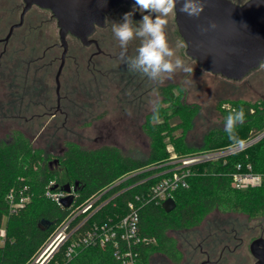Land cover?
<instances>
[{
	"label": "trees",
	"instance_id": "obj_1",
	"mask_svg": "<svg viewBox=\"0 0 264 264\" xmlns=\"http://www.w3.org/2000/svg\"><path fill=\"white\" fill-rule=\"evenodd\" d=\"M35 52L34 49L31 56L35 58L34 64L43 62L44 59L37 60L42 54L36 55ZM5 55L7 53L1 59L0 71L6 61ZM182 89L179 84L160 87L161 99L153 114H150L144 123V127L152 136L151 151L146 159L126 155L114 145L86 149L68 140L59 160L51 163L45 151L35 148L19 131L8 141L0 143V225L9 212L10 192L15 191L17 195L23 192L29 196L25 205L17 212L9 214L7 218L5 242L0 246V264H25L44 243L55 225L71 211L70 207H63L48 197V188L62 190L69 183L74 188L75 205L81 204L122 175L149 164L165 162L170 156L164 141L165 131L173 135L177 130H182L180 135L173 136L175 149L179 153L228 146L255 138L264 132V98L254 101L230 99L232 106L222 109L226 118L241 108L244 111V121L235 125L232 138L225 128L211 130L205 135L202 148H188L185 136L189 131L194 106L184 103ZM224 100L228 98L221 99V102ZM172 106L173 112L167 114ZM160 115L166 119L152 121V117ZM172 115H177L179 122L171 124L168 119ZM238 163H251L254 171L264 175V136L226 159L196 165L199 173L190 178V186L180 188L174 193L177 206L173 210L168 212L162 203L154 201L141 208V233L152 239L141 247L143 264H151L155 253L163 254L174 264H180L185 254L178 239L170 235V231L182 234L201 225L214 211L241 212L247 214L250 219H264V184L243 190L236 189L231 184L230 174ZM151 174L152 171L136 174L127 183L114 187L110 194L117 192L115 197L91 216L88 224L103 221L110 216L126 214L128 202L156 181V178H150ZM145 178V181L137 183ZM52 180L55 183L50 185ZM43 218L55 220V223L49 229L42 230L39 222ZM219 224L221 227L215 224L214 231L212 230L204 243H201L202 247H208L203 248L201 252L208 254L212 264L222 261V251L227 248L223 243L232 239V236L227 235L228 230L223 227L225 223ZM231 231L235 232L236 226H233ZM220 233H223L221 238L218 237ZM70 264L121 263L115 257L113 246L108 245L105 248L87 247Z\"/></svg>",
	"mask_w": 264,
	"mask_h": 264
},
{
	"label": "rangeland",
	"instance_id": "obj_2",
	"mask_svg": "<svg viewBox=\"0 0 264 264\" xmlns=\"http://www.w3.org/2000/svg\"><path fill=\"white\" fill-rule=\"evenodd\" d=\"M245 1L235 0L237 3ZM23 3V0H0V37L8 33L13 22L19 21ZM167 19L170 25L168 43L175 53L172 59H182L185 66L190 67L192 71L178 69L171 78L165 75L162 82H157L156 85L155 81L148 79L146 106L133 112L118 100L121 94L119 90L126 88L125 81H120L118 77H112L114 79L111 81L98 75L99 79H104V83L100 82L98 88L112 91L103 103L94 106L95 100L87 90H93L97 86L91 82V75L85 68L81 74L76 72L73 59L68 60L69 66L63 71L57 90L56 73L62 53V48L58 46L47 53L43 62L28 64L33 48L36 55H41L47 45L60 43L59 27L51 12L37 6L32 7L26 14L25 24L16 29L10 38L6 61L0 71V143L8 141L19 131L35 148L43 149L50 161L59 160L68 140L86 149L114 145L126 155L146 159L151 151L152 136L144 127V122L153 114L161 99L160 85L169 81L178 82L183 88L182 100L185 104L194 106L192 121L185 136L186 146L191 149L202 148L205 135L209 131L225 128L226 117L222 109L232 106L230 99L254 101L264 98V64L239 81L206 71L187 55L186 43L175 22V11ZM68 41L73 50L72 54H77L80 51V43L70 35ZM2 48L3 44H0V52ZM115 48L121 50L119 41ZM116 52L117 50H114L115 54ZM50 58H54V63L49 66L46 62ZM109 64L112 68H121L120 59ZM112 73L114 72L110 74ZM116 73L120 75V71ZM80 81L83 83L82 87ZM58 98L61 100L63 111L57 110ZM223 98L228 100L221 102ZM172 109L173 106L168 109L167 114L172 113ZM151 119L153 122H159L166 117L160 115ZM168 120L171 124H176L180 118L172 115ZM181 131L179 129L173 135L164 132L167 150L172 147L175 149L173 138L180 135ZM6 221L7 218H4L0 225V235L5 232ZM219 223H225L223 227L228 230L227 235L232 236V239L223 243L227 248L222 251L223 259L219 264L255 262L250 243L255 238L264 236V219H250L247 214L241 212L214 211L201 225L182 234L170 231V235L178 239L185 254L180 264H200L207 258L201 249L208 247L205 245L200 248L199 244L204 243L206 236L214 231L215 224L221 227ZM233 226H236L235 232L231 231ZM221 236L223 233L218 237ZM2 244L3 237L0 236V246ZM151 264L174 263L163 254L155 253Z\"/></svg>",
	"mask_w": 264,
	"mask_h": 264
},
{
	"label": "water",
	"instance_id": "obj_3",
	"mask_svg": "<svg viewBox=\"0 0 264 264\" xmlns=\"http://www.w3.org/2000/svg\"><path fill=\"white\" fill-rule=\"evenodd\" d=\"M23 2L20 20L12 24L6 36L0 40L10 38L13 31L23 24L25 14L33 6L50 10L52 17L57 21L60 43L63 47L61 63L56 74L57 90L68 50V36L72 35L85 45H90L94 41L91 35L97 26L105 25L106 13L109 10L120 3L134 4V0H23ZM204 2L206 6L198 18L179 12L180 4L177 5L175 21L186 43V53L206 71L230 80H242L264 64V0H246L243 3L234 0ZM210 22H215L217 25L215 29L209 27ZM201 28L207 31L201 32ZM263 136L264 132L261 137ZM57 161L58 159H55L53 162ZM63 189L69 194L60 198V202L65 207H70L75 199L74 188L67 183ZM162 206L169 212L177 203L170 197L163 201ZM54 223L55 220L43 218L39 222V227L47 230ZM250 251L256 258L253 264H264V236L252 240ZM205 263L206 261H203L201 264Z\"/></svg>",
	"mask_w": 264,
	"mask_h": 264
},
{
	"label": "built area",
	"instance_id": "obj_4",
	"mask_svg": "<svg viewBox=\"0 0 264 264\" xmlns=\"http://www.w3.org/2000/svg\"><path fill=\"white\" fill-rule=\"evenodd\" d=\"M262 134L228 146L189 153H179L172 147L168 150L170 156L165 162L149 164L130 171L81 204L75 205L73 201L69 214L55 225L44 243L25 264H70L85 248L90 246L105 248L108 245L113 246L115 257L121 264H143L141 247L152 239L141 233V208L152 201L163 203L170 197L175 199L174 193L180 188H188L190 178L199 173L196 165L226 159L227 156L244 150L262 138ZM149 171H152L150 178H156V181L128 202L126 214L110 216L103 221L88 224L90 217L115 197L117 192L110 194L114 187L127 183L136 174ZM230 175L231 184L236 189L243 190L264 184V175L254 171L251 163L245 165L238 163ZM54 183L52 180L50 185ZM68 194L69 192L64 189L46 190V195L63 207L65 206L60 202V198ZM8 199L10 206L5 218L22 208L29 200V196L23 192L17 195L15 191H11ZM0 236L3 237L4 243L5 232Z\"/></svg>",
	"mask_w": 264,
	"mask_h": 264
},
{
	"label": "clouds",
	"instance_id": "obj_5",
	"mask_svg": "<svg viewBox=\"0 0 264 264\" xmlns=\"http://www.w3.org/2000/svg\"><path fill=\"white\" fill-rule=\"evenodd\" d=\"M180 4L179 12L189 17L198 18L204 11V0H134L132 10L123 14L121 20L112 21L111 31L119 41L121 51L119 59L127 65L132 73H139L151 81L162 82L165 75L171 78L179 69L191 72L190 67L185 66L180 58L173 60L175 53L169 46L166 28L168 16L174 11L177 12V5ZM141 13V19H133L135 13ZM215 22H210L209 27L216 28ZM245 28L246 25H243ZM207 29L201 28V32ZM139 39L140 45L136 49V55H128V45L134 39ZM244 111L230 114L226 118L225 131L233 136V130L237 123H243Z\"/></svg>",
	"mask_w": 264,
	"mask_h": 264
},
{
	"label": "flooded vegetation",
	"instance_id": "obj_6",
	"mask_svg": "<svg viewBox=\"0 0 264 264\" xmlns=\"http://www.w3.org/2000/svg\"><path fill=\"white\" fill-rule=\"evenodd\" d=\"M23 5H24V3H23ZM132 6H133V4L130 5L127 3H120L116 7L109 10L106 13L105 25L104 26H97L94 33L91 35V38L94 41L90 45H85L80 39L70 35V36L74 37L77 40V42L80 43V48H79L80 51L77 54L74 53V55H73L72 54L73 50L71 49V45L68 41V50H67L66 59H65V63H64V67L62 69L61 75H62L63 71L65 69H67V67L69 66V64H68L69 59H73L75 69H76V72L78 74H81V71H83L85 68L87 73L91 75V82L97 86L93 90H87V92L89 91V93L91 94V96L95 100L94 106H98L99 104L103 103V101L107 98V96H110V91H112V90H105V89L102 90V88H98L100 82L102 84V82L104 80L102 78L99 79L98 75H100L103 78L105 77V80L108 79V80L112 81L114 79L112 77H118L120 81H123V80L125 81V87L126 88L119 90V92L121 94L118 96V100L121 101L122 104L127 105V107L130 110H132L133 112H137V111L141 110V108H144L146 106L145 92H146V86L148 83V78L140 75L139 73L130 72L127 68V65L124 64L122 61H121V68H112V67H110V64H109L111 62L113 63V61L119 60V53L121 51V50H119V48H115V45L118 41H116V39H115V37L111 31L112 21L121 20L124 13L132 10ZM37 7H39V6H37ZM39 8L44 9L41 7H39ZM22 9H23V6H22ZM46 10H48V9H46ZM21 12H22V10H21ZM26 14L24 16L23 24L20 27H22L25 24ZM20 15H21V13H20ZM51 16H52V13H51ZM133 19L136 21L140 20L141 19V13L139 11H137L135 13ZM19 20H20V18H19ZM16 22H18V21L13 22L12 24H14ZM169 26L170 25L167 24V28H166L167 39L169 37V31H168L170 28ZM20 27H18V28H20ZM18 28H16V29H18ZM14 31H13L12 35L14 34ZM12 35L10 36V38L12 37ZM5 36L0 37V39L4 38ZM10 38L8 40H0V44H3V48L0 52V65H1V59H2L3 55L7 53V47H8ZM139 45H140V41L138 38L131 41L128 45V53L127 54L130 56L136 55V49L139 47ZM57 46H58V48H62V52H63V47L61 46V43L49 44L45 47V50L42 52V55L39 56L37 60H43V59L45 60L47 58V53L50 50H52L54 47H57ZM34 49L35 48H33L31 50L32 55L34 53ZM114 50H117L116 54L114 53ZM61 57H62V53H61ZM27 62H28V64L32 65L35 63V58H30ZM53 63H54V58H50L49 61L46 62V64H48L49 66L52 65ZM60 63H61V61H60ZM84 63H86L85 66H84ZM119 71H120V75L118 73H116ZM111 72H114L115 74L114 73L110 74ZM61 75H60V77H61ZM79 84L82 87V85H83L82 81H80ZM156 84H157V82L155 81L154 85H156ZM168 84L178 85V82L169 81L165 85H168ZM163 85L164 84H162L160 86H163ZM58 103H59V105L57 106V110L63 111L61 109V100L58 99ZM81 107H83V106H81ZM130 110H128V111H130ZM52 162L53 161H51V163ZM199 245L201 248L202 244H199ZM206 256H207V258L205 260H203V261H206L205 264H212L210 262L208 254Z\"/></svg>",
	"mask_w": 264,
	"mask_h": 264
}]
</instances>
